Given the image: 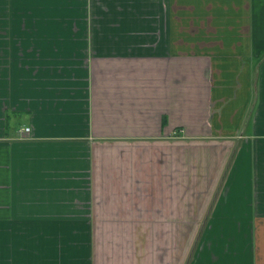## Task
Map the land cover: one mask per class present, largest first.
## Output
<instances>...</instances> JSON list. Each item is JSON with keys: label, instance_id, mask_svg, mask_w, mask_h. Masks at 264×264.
I'll return each mask as SVG.
<instances>
[{"label": "crops", "instance_id": "1", "mask_svg": "<svg viewBox=\"0 0 264 264\" xmlns=\"http://www.w3.org/2000/svg\"><path fill=\"white\" fill-rule=\"evenodd\" d=\"M172 235L264 264V0H0V264H172Z\"/></svg>", "mask_w": 264, "mask_h": 264}, {"label": "rangeland", "instance_id": "2", "mask_svg": "<svg viewBox=\"0 0 264 264\" xmlns=\"http://www.w3.org/2000/svg\"><path fill=\"white\" fill-rule=\"evenodd\" d=\"M173 163H174V161H173ZM194 164H196V162L191 163L190 165H194ZM211 167H212V163H211ZM177 170H178V168H177ZM226 170H227V168H225V166H224V169L223 170L221 169L220 174L221 173L222 174H221L220 179L224 178L225 173H226L225 172ZM179 177H180L179 176V173L172 172V182H171L172 183V186L171 187L170 186H165L164 187L163 184L157 185V186H159V187H157V190H156L157 195H160V196H162L164 194L165 195H170L171 194L173 196L184 195L185 194V192H184L185 191L184 184L182 183V187H180V185H179L180 184ZM196 178H197V176H195V173H188V178H187L188 179L187 180L188 187L186 189V194L188 196H193V195H198V194L199 195H203L204 193H206V194L208 193L209 195H211L213 193L214 188L213 187H207L205 185V182L203 180H196ZM220 179H219V181H221ZM175 182H176L177 186H174V183ZM221 182H220V184H221ZM203 184H204V186H203ZM220 184L218 183L219 186L217 185L215 187V191H214V194L213 195H217V192L220 190L219 189ZM163 192H164V194H162ZM162 217H163V215H161V216H158L157 215L156 223L160 222V223L163 224L165 221H164V219ZM207 217H208V215H207ZM207 217H205V218H207ZM201 222L202 221H199L198 222L199 224L197 225L196 229H198L199 227H201ZM172 225H173V222H172ZM190 225L191 224H189V229H190L189 230V235L187 236V253H186L188 262L192 258L193 249L196 246L197 238H199L197 231L196 230L195 231H192L195 228H193ZM191 228H192V230H191ZM190 232H191V234H190ZM199 234H200V231H199ZM183 238H184L183 236H176V235H172V236H161V237L160 236H157L156 237L157 243H159V242L160 243H163L164 240H166V243L167 244L169 243L168 245H169V249H170L171 263L172 264H180V262H181L179 256L183 255V252L184 251L182 249V251L179 252V246H181V243H183ZM183 260H184V258L182 259V264L185 263V260L184 261ZM187 260H186V263H187Z\"/></svg>", "mask_w": 264, "mask_h": 264}, {"label": "built area", "instance_id": "3", "mask_svg": "<svg viewBox=\"0 0 264 264\" xmlns=\"http://www.w3.org/2000/svg\"><path fill=\"white\" fill-rule=\"evenodd\" d=\"M29 130V127H25V131H28Z\"/></svg>", "mask_w": 264, "mask_h": 264}]
</instances>
